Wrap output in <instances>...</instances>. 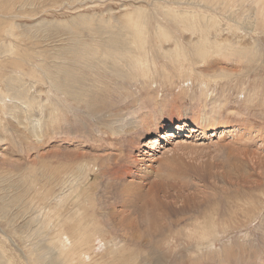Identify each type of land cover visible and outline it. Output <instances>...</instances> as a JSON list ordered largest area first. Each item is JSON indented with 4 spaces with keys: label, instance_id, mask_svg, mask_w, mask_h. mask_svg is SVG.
<instances>
[{
    "label": "rangeland",
    "instance_id": "1",
    "mask_svg": "<svg viewBox=\"0 0 264 264\" xmlns=\"http://www.w3.org/2000/svg\"><path fill=\"white\" fill-rule=\"evenodd\" d=\"M177 2L29 0L22 8L15 5L20 12H8L6 16L0 17V24L6 26V49L14 51L8 58L21 56L19 66L5 64L0 73L5 77L9 76L13 73L12 68L25 72L19 82L25 88L22 91L15 90L14 93L9 92L6 95V78L0 79V205L12 211L23 206L32 211L30 214L33 217H37L46 211L54 212L53 198L52 203L43 202L40 192L49 188L51 198L61 188L65 192L73 189L68 204L72 203L76 194L84 196V213L93 215L100 223V229L104 228L102 230L106 238L110 239L108 243L112 245L111 255L120 253V257L124 255V258H128L130 252L135 255V251L139 250L136 264H264V63L261 61L264 60V16L257 14L255 3L247 1L249 9L241 12L242 14L238 11L240 27L234 32L232 25L237 5L229 7L227 11H232L234 16L223 12V0ZM137 7L144 11L139 14L148 23L147 28L144 27L148 35L146 45L151 47L154 56V67L150 76L138 80L143 89L134 95L139 106L135 110L137 118L139 115L148 117L150 114L152 119L155 116L159 120H181L188 126L180 133L176 132V136L169 138L167 142L162 140L163 148L158 145L152 156H146L141 151L148 148L141 144L154 134L147 135L143 132L138 136L139 130L135 129L128 135L115 133L112 129L117 127L115 124H112V128H106L103 122L99 123L97 117L94 118L81 105L62 104V107L69 110L61 112L68 119H62L59 115L60 119L57 117L47 120L51 103H45V106L32 103L27 107V102L12 99L19 94L20 97L34 96L36 101H40L47 94L52 102L59 100L61 94L53 91L49 93L47 85L42 86L35 81L41 69L51 67L48 65H51L49 61L53 60L54 52L61 47L83 42H97L101 45L112 43V37L121 42L126 33L130 32L126 24L136 18L134 10ZM170 7L174 9L173 12L181 9L189 12L188 14L193 12L202 22L211 23L212 16L218 20L220 18L214 29H205L206 35L220 41L222 45L240 42L250 48H259L263 54L258 55L257 63H252L255 70L253 66L247 70L245 64L236 61L234 56L223 57L217 52L196 62L191 45L199 39V34L192 33L191 30L189 32L171 21L170 16L164 14ZM260 8L264 10V2ZM248 21H253L256 31L249 27L243 29ZM155 22L166 27L165 38L154 35ZM170 35L179 45H183L186 52L185 57L172 58L176 60L174 63L163 59L157 49L160 46L164 49L175 47V41L169 39ZM3 57H0L2 64L5 62ZM237 72L244 73L243 84L230 79L210 81L207 85L200 83L202 79L207 80L210 77L207 74L231 77L237 76ZM151 78L154 81L152 84ZM132 85L136 88L137 83ZM109 97L114 102L122 100H118L115 91H111ZM128 104L129 100L125 101L121 109H128ZM141 111L145 113L142 114ZM135 112L131 115L128 113L129 117L133 119ZM211 117L216 123L212 127L218 128L212 134V130L207 128H204L202 135L189 130L195 122L204 127L208 126ZM112 118L111 115L107 117L108 120ZM95 126L99 130L96 131ZM89 128H92L90 132ZM222 128L224 132L219 139ZM171 130L176 131L175 128ZM246 132L251 133H248L250 139L244 143L238 141L242 133L248 135ZM153 158L155 159L152 160ZM156 159L161 161L158 165ZM149 162L154 171L144 174L142 171L146 170H141L144 166L142 163ZM128 164L132 165V175L123 172ZM58 182L61 184L57 185ZM151 188L158 190V196L171 217L177 215L182 222L188 215L191 218L197 216V222H203L212 214L217 217V229L220 231L223 226L226 229L225 237L216 243L221 253H209L213 254L209 258L204 255L205 251L197 252L181 247L182 241L191 238L188 236L182 240L177 237L174 248L172 244L167 249L166 246L158 247L154 254L145 245L134 246L130 242L120 244L119 239L112 238L113 234L107 232L109 226L101 222L103 217L112 212V209H120L127 203L128 196L145 195ZM133 201L140 202L135 198ZM196 208L200 209L199 214L190 215L192 212L196 213ZM62 215L64 212L61 217ZM16 216L9 217L12 224L8 223L7 213L5 220L0 218V249L4 250L5 256L6 252L12 256L16 264H24L14 251L16 245L13 244L18 240L10 239L12 236L16 237L11 226L18 227L20 224H16L15 220L22 223L25 214L18 219ZM115 216L112 212L111 217ZM29 218L30 215H27L26 220ZM52 221L53 219L50 221L51 225L54 224ZM36 226L32 225L33 228ZM53 233L46 231L41 236L50 238ZM103 233L86 250L89 256L86 264H100L103 260Z\"/></svg>",
    "mask_w": 264,
    "mask_h": 264
},
{
    "label": "bare ground",
    "instance_id": "2",
    "mask_svg": "<svg viewBox=\"0 0 264 264\" xmlns=\"http://www.w3.org/2000/svg\"><path fill=\"white\" fill-rule=\"evenodd\" d=\"M175 1L177 2V0ZM203 1L209 2L210 0ZM247 1L255 3V5H257V14L261 15V17L264 16V10H262V8L259 9V6L263 4L264 1L223 0V12H226L227 14L231 13L232 15H234L232 11L230 13H228L227 11H229V7H236V5L238 6L235 13L236 17L233 18L234 24L232 26L234 32H237L240 27L239 19L237 17L238 11L239 13H241L249 9L248 4H246ZM28 2L29 0H0V17H2V15L6 16L8 12H20L16 9L15 5L18 4L19 8H22V6L27 5ZM185 3L188 2L185 1ZM193 4L195 3L193 2ZM173 10L170 7L165 10L164 14L170 16L169 19L175 22L180 27L189 30V32L191 30L192 33L197 32V34H199V39L195 42V44L191 45V51L193 56L196 58V62H200L206 57L212 55L211 53L217 52L221 53L223 57H227L228 55L234 56L236 58V61H240L245 64L246 69L248 70V67L251 68V66H253V62H258V55H260L261 53L263 54V52H261L259 48H250V46L247 44L232 42L229 44L224 43L226 45H222L219 43L220 41L217 42L216 39L209 38L206 35L207 33L205 32V29H214V27L219 24L218 21H220V18L218 20L215 16H212L211 23H207L202 22L201 20L199 21L198 18H196L198 16L196 14H192L193 12L188 14L189 12L187 13L182 9V11L176 10L174 12ZM134 12H136V18L131 19L129 23L126 24V26L129 27L130 32L128 31L126 35L123 34L125 35V37H123L124 39L121 42L116 41V35H114L115 38L112 37V39L110 40L112 41V43L109 42L107 44L101 45L97 42H83L79 45L71 44L68 47H61L54 52L53 60L49 61L51 65H48L51 67L45 68L43 70L41 69L40 75L37 74L38 77L35 75V78L37 77L35 81L37 80V82H40L42 86L47 85L49 93L53 91L55 93L58 92L59 94H61L59 100L52 102L48 98L47 94H45V98L41 99L40 101H36L34 96L30 98L26 96L20 97L19 94L18 96H13L12 99L27 102V107L29 105H32V103H36L37 105H39L40 103L41 106H43L45 103H51L52 107L47 116V120L50 118L55 119L57 117H59L60 119V116L62 119L64 118L65 120H67L68 117L64 116L61 112L62 110L66 112L69 111L67 108L62 107V104L64 105L68 103L71 104V106L81 105V108L86 109L90 115L92 113L94 118L97 117L99 123L103 122L106 125V128H112V124H115L117 127L112 128L114 129L115 133L128 135L135 129L139 130L138 136H141L140 134L143 132H146L147 135L154 134L153 136H149L148 138H146V141L141 144L148 148L147 150H142L141 153H144L146 156H152L154 154L153 151L155 147L159 145L163 148V145L161 144L162 140L167 142L169 138L176 136V132L180 133L184 128L188 126H186L185 122L181 120H159L155 116L154 119H152V117H150V114L148 117L147 115H139V117L137 118V113L135 112V110L139 109V106L138 104H136L137 100L134 98V95L141 91V89H143L142 84H140L138 80L140 78L145 79L150 76L152 68L154 67V56L151 53V47L146 45V43L148 42V35L145 32L144 27L147 28L148 23L144 21V18H140L139 14L144 11L143 9L137 7ZM194 13H196L195 10ZM262 21V27L264 28V18H262ZM155 24L156 26L153 29V31H155L154 35L158 38H165L167 35V31L165 30L166 27L162 26L159 22H155ZM244 25L246 26L243 29L249 27V29L251 28L253 31H256L255 26L253 25V21H248V23ZM9 30L11 29L9 28ZM212 35H214V33ZM119 36L121 38V35ZM5 38L6 26L0 24V57L6 56L2 58L5 60V62L3 64L0 63V69H2L5 64H9L10 66V64L12 63L16 66H19L21 62V56H13L8 58V56L13 54L14 51L6 49ZM169 39H173V36L170 35ZM173 40L175 41L174 48L164 49L163 46L157 48L158 53L161 55V57L163 59H169L172 63L176 61L175 59L186 56L185 48H183V45H179L176 39ZM261 61H263L264 63V60ZM253 67L255 70V66ZM181 68L182 65H180V69ZM12 72L13 73L6 77L4 75H1L0 73V79L6 78L7 85H5L6 87H4L6 95L9 94V92L14 93L15 90H25V88L22 87L23 85L19 84V82L21 81V76L24 75L25 72L21 69L16 68H12ZM207 75H210V77L207 80L202 79L203 81L200 82L201 84L207 85L208 82L217 81L218 79H230L234 80L235 82L240 81L241 84H243L244 81L243 72H237V76L232 75L231 77H229V75H227L226 77L217 76V74L214 73ZM152 78L151 84L154 82ZM145 82L147 84L148 79L145 80ZM135 83H137L136 88L135 85H132ZM37 85L39 84L37 83ZM39 91L41 92L40 89ZM111 91H115L118 100H122L118 102L110 100L109 94ZM42 100H44V103H42ZM128 100V109L126 108V110L123 111V109L121 108L124 107V102ZM125 111H127L130 115L135 112V115L133 114V119L129 117V114ZM141 112L142 114L145 113L144 111ZM109 115L113 117L111 120L107 119ZM208 124V126L204 127V125H200L199 123L195 122L193 126L189 127V130L192 132H200L201 135L202 132L205 131L204 128L212 130L211 134L214 131H217V127H212L213 125L216 126V123L213 121V117L210 118ZM172 128H175L176 131L171 130ZM94 129L96 131L99 130L97 126H95ZM91 130L92 128H89L88 132H90ZM223 132L224 128L219 131V139L222 137ZM134 134H136V132H134ZM238 138V141H243L244 143L245 141H248L250 139V136L249 134L244 135L242 133V136L239 135ZM154 159L155 158H153L152 160ZM156 162L158 165L161 161L160 159H156ZM142 164L144 166L143 168H141V170H146L142 171L144 172V174L145 172L146 174H149L154 171V167L150 162L147 164ZM128 165L125 167L123 172L126 175H132V165ZM58 184H61V182H58L57 185ZM69 188H72V186H70ZM62 190L63 188H61L60 192L58 190L57 193L53 195L54 197L52 196L51 198L49 188L39 193L40 199L43 202H53L54 212L50 213L46 211L41 213L37 217H33L32 214H30L32 213V211L23 206H19L16 209H13V212L12 210H6L5 206L0 205V218L5 220L7 213L9 224H12L9 220V217L17 215L16 217L18 219L23 217V215L25 214V217L23 219L24 221L22 223H19L20 221L15 220L16 224H20L18 225V227L11 226L16 237L12 236V238H10L13 240H18V242L13 244L16 245V247H14V251L17 253L18 258L22 263L86 264L85 261L89 257L86 250L91 248L90 245L92 246V241L100 236V233L104 232V230H102L104 228L100 229V223L98 222V220L93 218V215L89 216L84 213L85 209L82 208V204L85 202L84 196L76 194L72 203L68 204L74 190L71 189L68 192ZM61 192L64 193L61 194ZM84 192L85 191H83V193ZM142 194H144V192ZM19 196H22V194H19ZM86 197L87 199H90V197ZM52 198L53 201L51 202ZM134 198L136 201L140 202H134ZM126 201L127 203H124L120 209H112V212L116 215L115 218H112V212H109L107 216H104L101 221L102 223L109 226L110 229L107 230V232L113 234L112 238L119 239V241H121L120 244L130 242L134 246H138L140 244L145 245L148 247L150 253L154 254L158 247L162 248L166 246L167 249L170 248L169 246L172 244V248H174V245H176L175 242L177 241V237H180V240H182L184 237L188 236L191 238L189 240L186 239L185 241H182L180 245L181 247L192 249V251L197 252H199V250H201L202 252L205 251L204 255L209 258L213 256V254L210 255L209 253L219 255L220 249L219 247H216V243L220 241V238L225 237L226 229H224V226L221 229L219 228L220 231L217 229V227L215 226L217 217L215 218L213 214L210 217L205 218L203 222H197V216L191 218L188 215L186 216L184 222H182L181 218L177 215L173 218L164 206V203L160 200L158 196V190L156 188H151L145 195H138L136 197L128 196ZM81 210L83 211L81 212ZM199 210V208H196V213H193L191 211L192 213L190 215H198ZM63 212L64 215H62L61 217V214ZM27 215H30V218L28 220H26ZM216 215H218V213H216ZM194 218L195 220L193 221ZM52 219V222H54L53 225H51L50 223ZM33 224L37 225L36 228L32 227ZM46 231H53L54 233L50 236V238H44L41 235ZM180 232H182L183 235H181ZM103 234V250L105 253L102 255L103 260H101L100 264H136L135 262L139 258V250L135 251V255L134 252H130L128 254V258H124V255L120 257V253L111 255L112 245L108 243L110 239L108 240L106 238L105 232ZM243 236L244 235H242V237ZM6 238L9 239L8 237ZM68 238H70V240H68ZM246 238L244 239L245 241ZM225 244L228 243L225 242ZM251 250H253V248ZM3 251L2 249H0V264H16L12 256H9L7 252L5 253V256ZM118 257L123 259H119Z\"/></svg>",
    "mask_w": 264,
    "mask_h": 264
}]
</instances>
